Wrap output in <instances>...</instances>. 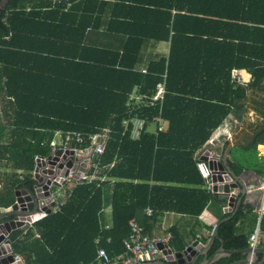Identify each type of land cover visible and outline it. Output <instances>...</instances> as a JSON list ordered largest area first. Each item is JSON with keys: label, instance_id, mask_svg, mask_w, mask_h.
<instances>
[{"label": "trees", "instance_id": "16d2710c", "mask_svg": "<svg viewBox=\"0 0 264 264\" xmlns=\"http://www.w3.org/2000/svg\"><path fill=\"white\" fill-rule=\"evenodd\" d=\"M37 1L43 2L0 0V81L17 108L9 143H3L0 125V166L24 173L12 190L32 188L35 158L51 155L56 132L63 140L68 133H82L85 142L79 147L86 148L88 136L105 128L111 130V140L100 166L115 164L107 181L75 186L59 211L13 231L12 247L26 264H95L99 249L116 260L125 253L130 220L145 225L148 233L156 213L198 217L213 199L196 153L206 149L230 115L242 120L237 110L245 108L250 91L264 92V0H110L120 12L114 11L109 22L126 27L117 51L86 40L87 33L100 28L95 10H104L108 0H86L95 27L93 21L90 27L79 19L72 22L67 6L74 0L55 5ZM24 3L35 5L26 11ZM162 42L170 44L168 55L150 60L143 73L138 66L142 50ZM235 70H246L251 81L242 84ZM164 82V100H152ZM134 90L146 97L142 103L131 100ZM134 118L143 121L137 140L131 136L133 126H126ZM263 136L258 126L249 148L264 145ZM228 165L236 176L243 173L241 164ZM125 187L134 189V203L119 206L116 193ZM149 207L152 218L145 214ZM251 214L244 199L235 214H225L223 218H232L220 225L209 256L222 245L248 248L255 222L247 229L244 221ZM178 238L174 233L170 244L183 249Z\"/></svg>", "mask_w": 264, "mask_h": 264}, {"label": "crops", "instance_id": "0c3cea01", "mask_svg": "<svg viewBox=\"0 0 264 264\" xmlns=\"http://www.w3.org/2000/svg\"><path fill=\"white\" fill-rule=\"evenodd\" d=\"M60 1L61 0H43V2L37 1L35 3L48 4L51 2L52 4L55 5ZM35 3L34 4L24 3L22 8L26 7L27 9L26 11H30V9L35 5ZM79 3L81 4L80 7L78 6ZM73 4H75V7H73ZM89 4L91 5L90 2L86 3V0H74L73 3H68L67 7L72 9L71 10L72 13L70 17L72 22H76L79 19L80 21L84 22L85 24L84 26L87 27L91 26V23H93L94 20L96 19H94L93 14H91L92 12L89 9ZM99 6L100 5H97V7ZM101 10L102 11L95 10L97 12L94 13L95 17L100 16L99 20L95 21L97 24L100 23L99 24L100 28L98 31L94 30L87 33L86 40L90 41L93 45L95 44L96 46L101 47L102 49H106L107 51L121 50L123 43L122 36H124L123 32H124V28L126 29V27L124 24L120 22L117 24L111 23V21L109 22L111 16H113L114 11L115 13H119L120 11H116L114 3L110 0H108V6H106L104 10L103 9ZM40 14L44 15V13H40ZM89 17L90 19H88ZM95 22L92 25L93 27H95ZM145 48L146 47H144V49L141 52L142 54L141 64L138 65L139 68L142 69L143 73H146L147 71L146 68L150 60L159 58L160 56L168 55L170 44L162 42L158 44H151L150 46H147L146 49ZM2 71H3L2 66L0 65V75H2ZM233 74L234 77L236 76L235 78L237 79L239 78V81L244 85H247L251 81V74L248 73L246 70H235ZM3 81H0V125H3L5 129L3 143H9L10 132L14 129L13 122H14L15 114L17 112V108L15 105L12 104L13 98H9L8 96H6L5 94L6 89H3ZM132 94H136V91L134 90ZM245 100H246L244 105L245 108L243 109L241 107L239 110H237L239 111L237 116L242 115V120L239 121L234 115H230L229 118L225 120V123L215 131L212 138L209 140L206 149L203 152L198 151L196 155L202 161L206 152L209 151L212 154L220 155L221 161L225 160L228 162L229 161L236 162L244 167L243 173L239 176L241 177L243 186L240 187L241 193L238 195L237 198L241 196V199H244L245 203L250 204L252 206V214L247 219H245L244 223L245 226H247L246 228L249 229L251 227L252 220L253 222H255L253 231L255 232L258 229L260 230V234H259L260 243L257 246L264 248V231L262 230V221L264 219V161L261 163L262 161L261 159L264 158V145H258L256 149L253 148L256 157H258V159H255V162L252 163L246 162V159H244L243 161L242 160L243 157H241L242 160L241 162V160H238L232 156V152L234 149L241 148L243 152H246V150L249 151L250 148L248 144L251 142V141L249 142V140L254 134L256 128L258 126H261L262 129H264V92L250 91ZM226 143H228V145H226ZM50 145L52 148L51 155L44 158L51 157L56 149H61L65 146L63 144V139L60 132H56L54 134V139L52 140ZM83 157L86 159H90L92 163H96L97 159H99L98 157L95 156H89L88 158L87 156H83ZM114 164L115 162L101 167L102 171L101 174H99L100 176L99 179H101V181H107L109 179L107 173L109 172L110 169L114 167ZM36 165L37 164L35 162L34 169L31 172V179L33 178V173L35 172ZM2 166H0L1 167L0 185L1 188L6 186L9 190L6 191L8 193L6 192L3 193L0 189V198H1L0 207L6 208L12 206L15 203V192L17 190L20 189L24 190L26 188L22 187L20 189L12 190L13 188L12 185L16 182V180L18 182L21 181V177L24 176V173L21 170H16L14 167L12 168L11 166H9V164L4 166L7 169H4ZM5 171L9 173V175L4 174ZM11 174L14 176H10ZM114 183L115 180L112 179L109 187L110 190L109 193L111 195H113L114 192V185H115ZM135 183L136 182H134V185ZM205 188H207V190L211 192L207 181ZM60 189H62L63 191L62 195L63 193L69 194L70 193L69 191H71V185L67 184L60 187H55L52 189V191H54L55 194H59V192L61 191ZM244 190L245 193L243 192ZM211 193L214 195L213 192ZM133 195H134V189H132V187H125L124 189H121L116 193L117 197L115 199L117 200L119 206H127V205L129 206V205H133L134 203V199H130V197H132ZM60 199L59 201L67 200V198H63L62 200ZM10 201H12V204H9ZM162 203L166 205L167 200L163 201L162 199ZM228 204H229L228 201H225L222 198L216 197L214 195L213 199L209 202L203 213L198 217L182 215L167 211L158 212L155 214L154 216L155 218L153 220L150 219L151 221L149 222L150 226L148 228V234L158 239H162L167 235L171 236L172 237L171 239H173L174 233L178 234L179 238L177 241V245L183 246V249L175 248V246H171L170 244V247L175 252L184 250L186 247H188L195 241H199L204 247H206L213 235L214 228L219 224L220 221H222V219H224L223 216L225 214H228L225 213V208L228 206ZM148 209L151 208L149 207L145 210L146 215ZM111 214H112V206L110 205L105 210V220L107 222V225H111V216H112ZM152 216L147 215V218H152ZM140 217H141V221L145 223L146 221L143 215H140ZM251 217L252 219H250ZM144 226L142 225L143 228ZM262 235L263 238L260 239ZM215 239L212 245L210 246L207 254L202 255L201 260L211 258L213 255H215L216 252L221 251V249H225L227 251H236V250L226 249L222 245L212 256H209V253L213 248ZM249 243H250L249 247H252L251 242ZM233 256L235 255H228V254L215 255V260H214L215 262L213 264H218L221 262H223V264H232L236 261L230 260L224 263V260L227 259L229 260V258H232ZM243 258L244 257H242L240 260H242Z\"/></svg>", "mask_w": 264, "mask_h": 264}, {"label": "water", "instance_id": "95a60500", "mask_svg": "<svg viewBox=\"0 0 264 264\" xmlns=\"http://www.w3.org/2000/svg\"><path fill=\"white\" fill-rule=\"evenodd\" d=\"M203 160L209 163L212 170L214 195L228 201L229 204L225 208V213L235 214L242 203V199L237 198L241 193L240 187L243 186L241 177L231 172L228 161H221L220 155L211 154L208 151L204 155ZM78 166L74 150L56 149L51 157L37 163L35 175L32 178L33 187L17 190L15 192V203L10 207H0V264H25L24 261L15 263L13 255H8L13 250L10 245L7 248L2 246V242L5 239L4 234L23 226L24 220L30 221V215L37 213L39 208H44L50 204L52 202L50 199L52 189L60 187V182L62 181L65 184L64 178L68 177L70 170L76 171L79 168ZM82 167L85 168L86 164L83 163ZM83 168H81L82 171L84 170ZM81 170L78 174H82ZM76 179H78V176H76ZM243 192L245 193V190ZM52 205L54 206L55 202ZM231 218L229 216L219 222L214 228L213 235L206 247L199 241H195L184 250L175 252L172 248H167V246L159 243V248L163 250L164 259L143 264H166L172 262H176V264H213L215 255L218 254L241 255L244 257L242 260L232 264H264V248L260 246L236 251L221 249L211 258L201 260L202 255L207 254L214 239L217 237L220 225ZM9 242L10 240L7 241V243Z\"/></svg>", "mask_w": 264, "mask_h": 264}, {"label": "built area", "instance_id": "2783aa9c", "mask_svg": "<svg viewBox=\"0 0 264 264\" xmlns=\"http://www.w3.org/2000/svg\"><path fill=\"white\" fill-rule=\"evenodd\" d=\"M164 79H166V76L164 77ZM164 94L165 82L157 86L156 94L152 98V100L162 101L164 100ZM145 98V96H140L137 93L131 95V100L136 103H142ZM128 125L133 126L131 134L132 139H139L141 130L143 128V121L134 118L126 122V126ZM87 139L90 141L89 145L86 148H80L79 146L83 145V143L85 142V137L82 133L76 132L68 133L65 135V138L63 140V144L65 146L61 149L75 151V157L77 159V163L79 164V168L76 171L70 170L68 177L64 178L65 184H63V181L60 182L61 186L68 184L71 185V189H73L77 185L84 183H92L99 179V174H101L102 171L100 166V158L105 154L106 148L111 140V130L109 128H105L100 133L89 135ZM72 145H75L76 147L73 148ZM83 156H87V158L89 156H95L99 159H97L96 163H92L90 159H86ZM44 159L47 158L37 156L35 158V162L37 164L38 162H41V160ZM83 163L86 164L85 168L82 167ZM197 166L201 176L208 182L209 189L211 190V192L214 193L212 184V170L210 169L209 163L205 160H202L198 163ZM81 168H83L84 170L82 171ZM91 169H93L92 173L89 172L91 171ZM80 170L82 174H78ZM34 175L35 172L33 173V177ZM76 176H78V179H76ZM21 179H23V177H21ZM58 196H60V193L55 194L54 191H51L50 199L52 202L44 208H39V211L37 213L29 216L30 221L24 220V225L19 228H16V230L24 229L25 227H32L36 222L47 217L49 214L56 213L57 211H59V209L65 204L66 200L59 201ZM68 196H70V194L63 193L62 195V197L64 198H67ZM53 202H55L54 206L52 205ZM152 214L153 210L148 209L147 215L152 216ZM129 228L130 233L124 241L125 253L118 256L116 260H113L109 257L105 249H99L97 261L95 264H143L148 262L161 261L162 259H164L163 250L159 248V243H162L163 245L167 246V248H171V236L167 235L162 239L154 238L149 235L146 230L135 219L129 221ZM13 231L4 234L5 239L2 242V246L7 248L10 245L12 250L13 247L10 236ZM259 234L260 230L258 229L250 236V242L253 248H255L260 243ZM9 240L10 242L7 243V241ZM8 255H13L15 263L19 261H24L25 263L24 258L21 255L16 254L14 250L11 254Z\"/></svg>", "mask_w": 264, "mask_h": 264}, {"label": "rangeland", "instance_id": "374dc122", "mask_svg": "<svg viewBox=\"0 0 264 264\" xmlns=\"http://www.w3.org/2000/svg\"><path fill=\"white\" fill-rule=\"evenodd\" d=\"M151 129L153 130V129H156V125H152V127H151ZM251 150H249V151H246V152H243L242 151V149L241 148H238V149H234L233 150V152H232V156L234 157V158H236V159H238V160H241V157H243V161H244V159H246V162H250V163H252V162H255V159H258V157H256V154H255V151H254V149L253 148H250ZM242 160H241V162H242ZM262 161H261V163L264 161V158H262L261 159ZM6 166V165H5ZM4 169H7L6 167H4V166H2ZM4 174H7V175H9V173H7L6 171L4 172ZM9 189L6 187V186H4L3 188H1V191L4 193V192H6V191H8ZM61 191L59 192L60 193V196H58V199H60L61 198V195H62V189H60ZM6 193H8V192H6ZM5 193V194H6ZM4 195V194H3ZM64 197H62L60 200H62ZM263 238V235L260 237V239H262Z\"/></svg>", "mask_w": 264, "mask_h": 264}]
</instances>
